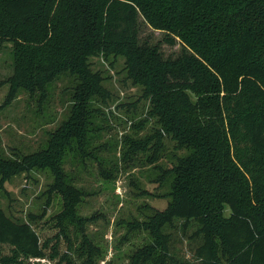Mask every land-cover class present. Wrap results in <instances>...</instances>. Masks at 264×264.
Returning <instances> with one entry per match:
<instances>
[{
	"label": "trees",
	"instance_id": "obj_1",
	"mask_svg": "<svg viewBox=\"0 0 264 264\" xmlns=\"http://www.w3.org/2000/svg\"><path fill=\"white\" fill-rule=\"evenodd\" d=\"M139 19L179 43L178 53L165 57L158 44L140 41ZM5 42L13 63L0 81L8 84L0 107L19 90L41 99L60 75L75 79L69 114L45 146L0 157V187L35 168L51 171L45 192L62 200L59 229L69 236L73 224L81 237L60 263L93 262L95 246L75 213L83 192L63 166L97 157L95 121L109 95L91 58L111 56L123 59L125 78L140 87L146 118L157 125L142 139L127 136L124 157L149 150L145 162L160 169L154 180L168 185L166 206L139 224L151 241L127 264H264V0H0V47ZM163 136L184 151L164 169ZM174 229L191 240L192 260L173 253ZM54 242L0 208V264L58 257Z\"/></svg>",
	"mask_w": 264,
	"mask_h": 264
},
{
	"label": "rangeland",
	"instance_id": "obj_2",
	"mask_svg": "<svg viewBox=\"0 0 264 264\" xmlns=\"http://www.w3.org/2000/svg\"><path fill=\"white\" fill-rule=\"evenodd\" d=\"M139 39L158 44L165 57L180 50L179 43L168 44L163 31L151 28L141 19ZM12 63V44L5 42L0 47V81L12 73ZM91 63L104 77L102 82L109 95L95 121L101 127L97 149L92 151L97 157L69 159L63 167L83 192L75 213L85 219L83 235L95 246L92 264H127L136 248L151 241L148 231L139 224L146 215L166 206L168 185L154 180L160 169L145 162L149 150L137 149L124 157L127 136L142 139L153 133L157 125L153 119L146 118L148 104L141 98L140 87L125 78L123 59L95 56ZM74 84V77L60 75L43 98H29L24 90H19L10 104L0 107V157L11 158L15 151L29 153L44 147L48 133L69 114ZM7 91L8 84H0V105ZM162 141L157 163L164 169L171 167L174 153L184 151L175 150L174 142L168 137L163 136ZM107 170L109 176L104 177L102 173ZM52 182L48 168H35L12 176L0 187V208L7 216L28 221L50 244L57 241L58 257H29L26 264H63L60 257L71 251L67 249L69 241L77 244L81 239L73 224L69 225V236L61 233L56 215L63 209L62 200L54 194L48 200L45 192ZM30 214L35 219H30ZM171 234L173 253L192 260L191 240L175 229ZM3 252H8L6 246ZM74 259L75 264L81 261Z\"/></svg>",
	"mask_w": 264,
	"mask_h": 264
}]
</instances>
